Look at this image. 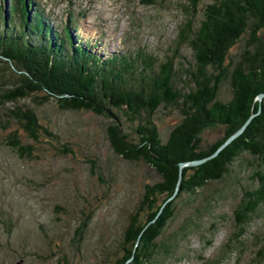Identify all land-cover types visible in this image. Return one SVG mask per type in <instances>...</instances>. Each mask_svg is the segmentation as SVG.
Wrapping results in <instances>:
<instances>
[{
  "label": "rangeland",
  "instance_id": "obj_1",
  "mask_svg": "<svg viewBox=\"0 0 264 264\" xmlns=\"http://www.w3.org/2000/svg\"><path fill=\"white\" fill-rule=\"evenodd\" d=\"M33 1L56 28L70 19L78 43L85 38L96 54L140 49L154 69L162 62L172 63L177 87L184 91L191 86L186 70L192 51L176 36L189 16L195 27L212 0H199L192 14L187 0ZM11 2L0 0L2 16ZM245 38L244 34L228 48L223 61L228 70L238 60ZM1 66L5 79L0 87L10 88L11 72ZM36 97L38 101L27 96L0 105V264H103L106 258L112 262L143 185L159 176L146 163L113 153L106 138L110 119L90 110L59 109L41 93ZM216 98H230L227 79L219 84ZM15 105L32 109L52 135L38 132L36 139L29 137L7 113ZM112 110L121 131L136 142V126L143 120H128ZM151 119L164 141L180 115L172 106H159ZM220 136L217 126L205 128L197 136V146L205 150ZM12 137L26 151L12 147ZM256 170L264 172V160L241 152L220 180L175 198L173 216L155 239L157 251L149 264H264V202L242 223L235 214L244 204V192L259 186Z\"/></svg>",
  "mask_w": 264,
  "mask_h": 264
},
{
  "label": "trees",
  "instance_id": "obj_2",
  "mask_svg": "<svg viewBox=\"0 0 264 264\" xmlns=\"http://www.w3.org/2000/svg\"><path fill=\"white\" fill-rule=\"evenodd\" d=\"M198 1L187 0L191 14ZM4 14H0V82L5 79L4 64L13 85L0 87V105L27 96L38 101L36 96L41 93L44 99H53L59 109L90 110L105 116L112 122L106 128V138L113 153L125 160H140L159 176L158 181L143 185L141 200L123 228L119 253L112 262L104 259L103 264H149L157 251L155 239L173 216L175 198L220 180L241 152L264 160V0H212L204 6L195 27L190 16L181 24L177 42L186 43L193 57L186 70L191 86L184 91L175 85L170 61L154 69L150 57L140 49L96 54L85 38L78 43L70 19L60 28L54 27L33 0H13ZM244 34L238 60L228 70L223 64L226 52ZM224 79L230 86L227 101L216 98ZM258 94H263L259 100ZM159 106H172L180 115L164 141L151 119ZM112 109L121 111L128 120H143L136 126V142L121 131ZM7 113L32 139L38 132L52 135L28 107L15 105ZM251 114L243 130L217 154L185 165L179 172V163L211 154ZM215 126L221 136L200 150L197 136ZM12 138V147L19 153L26 151V146ZM254 175L258 188L244 192V204L235 211L240 223L264 202V172L256 170ZM83 226L82 222L76 227L77 234Z\"/></svg>",
  "mask_w": 264,
  "mask_h": 264
},
{
  "label": "water",
  "instance_id": "obj_3",
  "mask_svg": "<svg viewBox=\"0 0 264 264\" xmlns=\"http://www.w3.org/2000/svg\"><path fill=\"white\" fill-rule=\"evenodd\" d=\"M263 94H258L257 95V99L259 100L260 98H261V96H262ZM253 114H251L244 122H243V124L238 128V129H236L233 133H231L229 136H227L225 139H224V141L211 153V154H209L208 156H206V157H204V158H201V159H197V160H192V161H187V162H181V163H179L178 164V170H179V172H180V169H181V167L182 166H184V165H194V164H198V163H200V162H202V161H204L205 159H207V158H209V157H212V156H214L215 154H217V152L221 149V148H223L226 144H228L234 137H236L242 130H243V128H244V126H245V124L247 123V121L249 120V118L252 116ZM179 177H180V173H179ZM176 190V189H175ZM174 190V191H175ZM173 194H174V192H173ZM173 194L172 195H170L168 198H166L165 199V201L161 204V206L159 207V209H161V207L164 205V203L166 202V201H168L172 196H173Z\"/></svg>",
  "mask_w": 264,
  "mask_h": 264
}]
</instances>
